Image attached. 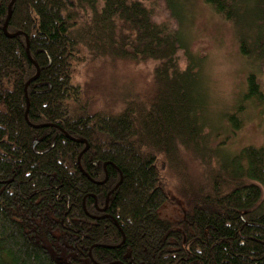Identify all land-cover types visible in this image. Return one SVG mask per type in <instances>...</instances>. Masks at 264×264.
I'll return each instance as SVG.
<instances>
[{
  "label": "trees",
  "instance_id": "16d2710c",
  "mask_svg": "<svg viewBox=\"0 0 264 264\" xmlns=\"http://www.w3.org/2000/svg\"><path fill=\"white\" fill-rule=\"evenodd\" d=\"M142 1L14 0L4 31L12 0H0V264H264V144L222 159L233 187L202 197L178 222L159 215L166 197L156 162L200 138L207 94L194 63L174 67L179 39L162 36ZM163 1L179 20V1ZM202 1L237 25L242 56L257 48L264 61V0ZM74 17L84 23L70 25ZM86 31L96 42L108 33L111 48L127 32L138 49L125 54L152 59L164 90L115 116L71 113L81 95L75 50L100 49L86 45ZM243 93L264 115L253 72ZM228 124L236 130V116ZM110 191L102 217L96 208Z\"/></svg>",
  "mask_w": 264,
  "mask_h": 264
},
{
  "label": "rangeland",
  "instance_id": "374dc122",
  "mask_svg": "<svg viewBox=\"0 0 264 264\" xmlns=\"http://www.w3.org/2000/svg\"><path fill=\"white\" fill-rule=\"evenodd\" d=\"M178 1L182 7L179 20L172 18L163 0L142 1L162 36L172 33L179 39L181 49H176L174 67L181 72L194 63L192 73L198 74L200 87L207 94L205 108L199 113L200 138L193 145L175 143L174 156L162 155L156 162L166 197L159 215L170 222H178L190 213L202 197L226 190L230 176L222 170L223 158L230 160L245 147L264 144V115L254 102H245L242 97L250 72L264 93V65H260L264 61L258 60L257 48L246 47L250 56H242L236 24L226 21L202 0ZM82 23L83 19L74 17L70 25L78 27ZM96 35L88 32L85 42L100 49L75 50L71 62L72 85L81 93L71 104V113L78 117L115 116L124 103L141 107L164 90L154 76L157 67L152 59L125 54L138 49L131 45L136 41L127 32L116 34L112 48L108 33L102 32L97 42L90 39ZM235 116L236 130L228 124Z\"/></svg>",
  "mask_w": 264,
  "mask_h": 264
},
{
  "label": "water",
  "instance_id": "95a60500",
  "mask_svg": "<svg viewBox=\"0 0 264 264\" xmlns=\"http://www.w3.org/2000/svg\"><path fill=\"white\" fill-rule=\"evenodd\" d=\"M13 1H14V0H12L11 4H10L9 7H8V16H7L6 22H5L4 27H3V30H4V31H5V29H6V26H7L8 20H9V18H10V8H11V6H12V4H13ZM17 35H18V34L8 35V37H9V38H13V37H15V36H17ZM26 45H27V50H26V51H27V54H28V41H27V39H26ZM35 68H36V74H35V76H34L33 78H31V79L28 81L27 85H28L29 83L35 81L36 78L38 77L39 69H38V67H37L36 65H35ZM26 100H27V98H26ZM27 107H28V100H27V102H26V108H27ZM34 127H35V128H41V127H52V126L41 125V126H34ZM74 141H76V142H81V143H83V144L86 145V147H85V149L82 151V153H84V152L87 151L88 147H87V144H86L85 141H83V140H82V141L74 140ZM35 145H36V141L34 142V146H35ZM82 153L79 155L78 161H79V159H80ZM103 168L105 169V164L103 165ZM106 180H107V174H106V171H105V180L102 182V184H103ZM120 182H121V180H120L119 183L113 188V191L117 188V186L120 184ZM122 238H123V237H122Z\"/></svg>",
  "mask_w": 264,
  "mask_h": 264
},
{
  "label": "flooded vegetation",
  "instance_id": "af4514ba",
  "mask_svg": "<svg viewBox=\"0 0 264 264\" xmlns=\"http://www.w3.org/2000/svg\"><path fill=\"white\" fill-rule=\"evenodd\" d=\"M94 165H96V164H94ZM105 180V179H104ZM103 180V181H104ZM102 181V182H103ZM102 182H97L96 184H101ZM109 194V193H108ZM107 194V196H106V198H105V200H107V202H105L104 203V206H103V208H96V211L98 212V213H100L101 214V216L103 217L104 215H105V211H106V207H107V204H108V201H109V197H110V195H111V193L108 195ZM96 204V203H95ZM83 207H84V204H83ZM85 208V207H84ZM186 213V212H185ZM101 217H99L98 219H100ZM98 219H95V220H98ZM182 219H183V217H182Z\"/></svg>",
  "mask_w": 264,
  "mask_h": 264
},
{
  "label": "bare ground",
  "instance_id": "6f19581e",
  "mask_svg": "<svg viewBox=\"0 0 264 264\" xmlns=\"http://www.w3.org/2000/svg\"><path fill=\"white\" fill-rule=\"evenodd\" d=\"M85 149V148H84ZM102 184V183H101ZM106 202H107V200H106ZM83 209H85L84 207H83ZM124 239V238H123Z\"/></svg>",
  "mask_w": 264,
  "mask_h": 264
}]
</instances>
